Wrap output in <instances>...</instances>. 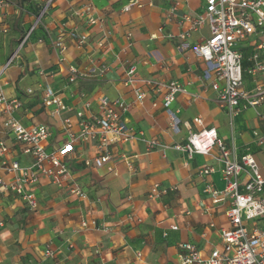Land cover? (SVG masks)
<instances>
[{
    "label": "crops",
    "instance_id": "0c3cea01",
    "mask_svg": "<svg viewBox=\"0 0 264 264\" xmlns=\"http://www.w3.org/2000/svg\"><path fill=\"white\" fill-rule=\"evenodd\" d=\"M47 1L8 0L0 11V69L16 53L0 78V90L5 97L19 100L15 119L24 128L46 126L50 136L43 146L52 152L78 131L77 113L88 120L99 114L96 99L104 94L124 101L121 118L136 137L112 147L108 164L112 171L107 166L96 169L86 165L93 157L90 146H76L66 163L71 184L79 186L86 199L40 177L24 186L36 197V209L31 211L17 194L0 188V264H142L136 252L147 264H176L181 243L193 244L203 257L208 256L221 247L218 231L229 226L225 216L228 203L213 206L203 192L208 185L224 188L218 153L213 149L209 155L189 159L172 147L201 129L193 123L199 117L204 127L216 130L228 148L234 147L238 159L249 153L259 160L264 157V105L242 111L233 119L231 129L210 81L203 78L205 63L190 50L178 49L177 35L181 33L186 34L190 47L209 37L206 25L191 31L182 22L185 14H202L204 0H142V8L128 12L123 11L128 0H52L37 22ZM87 5L92 7L91 13L75 15ZM90 17L99 23L90 25ZM30 29L28 40L18 49ZM103 33L106 44L99 47ZM81 35H86L87 41L80 46ZM58 36L65 45L60 56L52 47ZM241 52L245 88L250 90L256 82L264 85L263 74L255 78L248 74L254 43H244ZM130 65L136 68L135 87L145 94L142 101L136 99L132 87L124 85ZM101 66L107 67L105 74H88ZM69 67L83 76L70 81ZM141 80L157 85L148 87ZM171 81L183 90L169 108L179 120L177 131L162 107L164 90L159 86ZM46 87L60 98L65 110L51 115L52 107L42 105ZM85 103L90 106L85 108ZM4 119L0 113V140L7 148V154L0 155V179L11 183L19 172L8 171L9 165L16 161L20 168H28L32 159L23 153V144L3 130ZM64 119H70V128L64 126ZM140 138L167 149H148ZM122 154L126 160L121 159ZM206 167L214 172L201 175ZM259 167L264 175V164ZM155 185L167 192L149 198ZM81 221L88 227L82 228ZM102 225L105 231L96 229ZM46 248L53 251V258L43 256Z\"/></svg>",
    "mask_w": 264,
    "mask_h": 264
},
{
    "label": "built area",
    "instance_id": "2783aa9c",
    "mask_svg": "<svg viewBox=\"0 0 264 264\" xmlns=\"http://www.w3.org/2000/svg\"><path fill=\"white\" fill-rule=\"evenodd\" d=\"M41 9L37 22L45 14L48 5ZM205 10L198 15H183L182 22L187 24L189 30L195 31L206 25L209 29V37L201 44L190 47L186 41V34L177 35L180 51L190 50L195 57L201 59L205 65L203 78L210 81L211 88L216 93V100L219 106L225 110L230 119V128L233 126V119L242 111L249 108L256 109L264 105V85L256 82L250 90L245 88L243 77V55L241 49L244 43L252 41L254 52L250 56L252 65L248 74L256 77L257 74L264 75V0H204ZM8 4V0H0V11ZM148 6H152L149 2ZM142 8V0H128L123 11H130L132 8ZM92 12L90 5L75 12L76 16H83ZM35 23V25L37 24ZM90 25L99 23L93 17L88 19ZM34 27H32L33 29ZM30 31L22 38L18 49L28 40ZM161 31V28L158 29ZM156 34L151 35L155 39ZM169 38H173L169 35ZM86 35H81L79 45L85 44ZM106 44V35L98 42L99 47ZM52 47L60 56L65 51V45L58 36L52 41ZM16 53L0 69V78L4 71L11 66ZM153 56V54H149ZM61 62V58L59 59ZM135 66L130 65L125 71L124 85L132 87L138 101H142L145 94L135 87L137 82L134 78ZM107 67L91 69L88 74L103 75ZM69 80L74 81L77 77L83 76L74 67L68 68ZM148 87H154L157 83L150 80H141ZM164 90L162 107L171 118L173 131L178 130L179 120L174 117L169 108L175 96L182 92V87L177 82L159 84ZM30 93V91H28ZM44 107H52L51 115L65 110L60 98L46 87L41 96ZM99 114L92 119H84L82 113H77L80 119L78 131L68 135V138L55 151L47 152L43 146L50 136L48 128L44 125H37L30 128L22 127L14 117V112L20 107L16 98H7L0 90V113L5 116L2 128L9 133L13 139L23 144V153L32 159V165L28 168H20L18 163L12 162L8 171L19 172L14 182L5 183L0 179V188L17 194L31 211L36 209V197L31 191L26 192L25 185H32L40 177L47 179L56 188H67V192L78 199H86V194L77 186L71 184V172L67 160L75 151L76 146L89 145L93 154L86 165L96 169L108 166L112 160L111 149L115 145H123L136 136L130 131L121 118L122 112L126 109L123 100H111L101 94L96 99ZM85 108L90 106L85 103ZM193 123L200 126L198 132L189 133L185 143L176 144L173 150L185 154L189 159L194 155H209L215 149L218 153L216 161L221 164L220 173L225 183L222 190L206 186V194L212 205L228 203L225 216L229 226L221 228L219 238L221 247L212 250L208 256L203 257L198 248L190 243H181L178 248L180 253L176 264H264V175L253 157L246 153L239 159L236 157L235 149L228 148L218 137L214 128L204 127L199 117L193 119ZM66 128L71 127L70 119H64ZM257 136V134H254ZM233 139V133L231 134ZM148 149H167L166 146L156 141H146ZM262 145V140L258 139ZM7 148L0 140V155L5 156ZM122 160L126 157L122 154ZM5 166V161L2 162ZM214 172L212 167L204 168L200 174L209 175ZM174 190V188L172 189ZM167 192L166 189L159 190L157 185L149 192V198H155ZM137 222H140L138 219ZM95 226V224L93 223ZM80 226L87 228L85 221ZM97 230L105 231V225L96 227ZM171 230H177L176 226H170ZM45 258H53L54 254L50 248L43 252ZM136 259L142 264V254L135 253Z\"/></svg>",
    "mask_w": 264,
    "mask_h": 264
},
{
    "label": "rangeland",
    "instance_id": "374dc122",
    "mask_svg": "<svg viewBox=\"0 0 264 264\" xmlns=\"http://www.w3.org/2000/svg\"><path fill=\"white\" fill-rule=\"evenodd\" d=\"M252 115V112H250ZM254 159V158H253ZM255 160V159H254ZM257 161V162H256ZM255 162L257 163L258 166H263L264 164V157L262 156L261 158H259V160H255ZM264 172V171H263Z\"/></svg>",
    "mask_w": 264,
    "mask_h": 264
}]
</instances>
